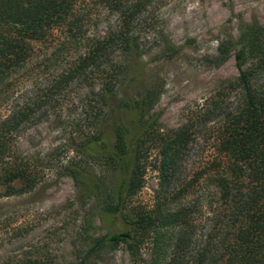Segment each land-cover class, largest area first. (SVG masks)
Here are the masks:
<instances>
[{"label": "trees", "instance_id": "obj_1", "mask_svg": "<svg viewBox=\"0 0 264 264\" xmlns=\"http://www.w3.org/2000/svg\"><path fill=\"white\" fill-rule=\"evenodd\" d=\"M87 1L119 14L121 23L62 73L51 93L81 82L92 67L106 68L116 52L120 61L96 99L97 133L81 145L83 157L102 162L105 173L95 177L81 166L66 168L85 199L93 202L70 264H97L122 246L133 264H264V25L258 21L243 24L237 40L222 43L215 58L217 66L235 59L239 77L227 87L240 91L241 101L224 119L212 168L185 181L180 190L187 198L201 179L210 180L215 219L213 226L201 228L199 204L186 203L176 210L167 204L153 210L131 207L144 187L148 145L161 143L157 168L167 188L177 182L189 143L185 129L160 133L155 114L159 88L123 95L145 79L136 26L153 0L130 5L124 0H0V199L24 196L41 184L30 159L20 154L18 141L42 105H10L11 87L33 61L37 44L59 32L79 40L76 9ZM147 244L149 257L143 254ZM21 264L45 263L32 255Z\"/></svg>", "mask_w": 264, "mask_h": 264}, {"label": "rangeland", "instance_id": "obj_2", "mask_svg": "<svg viewBox=\"0 0 264 264\" xmlns=\"http://www.w3.org/2000/svg\"><path fill=\"white\" fill-rule=\"evenodd\" d=\"M134 1L124 0L128 5ZM76 15L82 42L59 32L47 43L37 44L33 61L11 87L10 105H42L18 141L20 154L30 159L41 184L24 196L0 199V264H21L32 255L45 264H70L93 202L85 199L66 168L81 166L95 177L106 171L102 162L83 157L81 145L97 133L96 99L120 61L119 53L112 54L106 68L88 69L81 82L58 93L51 91L88 48L119 27L121 18L95 1L81 3ZM253 21L264 25V0H153L137 20L145 79L135 91L127 89L123 95L159 88L155 114L160 133L171 135L185 129L189 143L177 182L167 188L157 168L161 143L148 145L144 187L131 200V207L153 210L167 204L176 210L186 203L199 204L201 228L213 226L216 199L210 180L201 179L187 198H182L180 190L185 181L211 169L218 157L224 119L239 105L241 92L227 87L239 77L235 59L217 66L215 58L222 43L237 40L240 27ZM143 254L149 257L148 244ZM97 264L133 263L122 246Z\"/></svg>", "mask_w": 264, "mask_h": 264}]
</instances>
